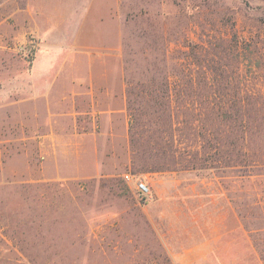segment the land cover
<instances>
[{"label":"rangeland","instance_id":"rangeland-1","mask_svg":"<svg viewBox=\"0 0 264 264\" xmlns=\"http://www.w3.org/2000/svg\"><path fill=\"white\" fill-rule=\"evenodd\" d=\"M232 94L264 107V0H0V264H264Z\"/></svg>","mask_w":264,"mask_h":264},{"label":"trees","instance_id":"trees-1","mask_svg":"<svg viewBox=\"0 0 264 264\" xmlns=\"http://www.w3.org/2000/svg\"><path fill=\"white\" fill-rule=\"evenodd\" d=\"M259 98L258 94L227 95L229 105L210 112L226 120V151L236 155L238 164L249 174L259 167L257 158L264 155V121L259 120L264 118V107H259Z\"/></svg>","mask_w":264,"mask_h":264},{"label":"crops","instance_id":"crops-1","mask_svg":"<svg viewBox=\"0 0 264 264\" xmlns=\"http://www.w3.org/2000/svg\"><path fill=\"white\" fill-rule=\"evenodd\" d=\"M43 73V74H42ZM40 73L39 77H48L49 74L47 71ZM46 95L37 93L33 99L42 103V98H45ZM47 99V98H45ZM48 135H45L47 137ZM218 242V238L215 240H207L205 237L198 238L196 241L185 245L181 244L179 249L173 250L174 260L177 264H200L203 263L209 256H213L218 260L217 253L215 250V245ZM222 264V260L218 262Z\"/></svg>","mask_w":264,"mask_h":264},{"label":"built area","instance_id":"built-area-1","mask_svg":"<svg viewBox=\"0 0 264 264\" xmlns=\"http://www.w3.org/2000/svg\"><path fill=\"white\" fill-rule=\"evenodd\" d=\"M123 178L134 188L139 197L145 200H150L152 198V190L140 174L128 171L123 174Z\"/></svg>","mask_w":264,"mask_h":264}]
</instances>
